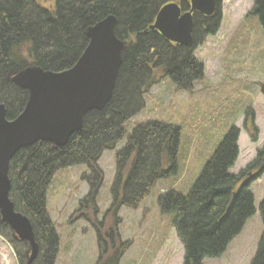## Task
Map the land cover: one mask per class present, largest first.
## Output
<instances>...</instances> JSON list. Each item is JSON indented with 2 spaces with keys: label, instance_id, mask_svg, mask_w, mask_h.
I'll use <instances>...</instances> for the list:
<instances>
[{
  "label": "trees",
  "instance_id": "obj_1",
  "mask_svg": "<svg viewBox=\"0 0 264 264\" xmlns=\"http://www.w3.org/2000/svg\"><path fill=\"white\" fill-rule=\"evenodd\" d=\"M50 1L55 4L53 12L39 0H0V105L6 107L8 121L16 119L28 101L27 91L11 83L12 75L29 66L54 73L73 68L88 45L87 30L111 16L116 18V37L126 43L123 63L107 107L88 113L82 131L66 146L55 149L49 143H39L16 154L10 164V197L16 212L33 225L40 246L33 264H55L61 239L47 211L52 180L62 170L88 167L92 174L85 180L90 183V193L71 221L84 218L98 233L96 264H120L129 243L119 240L117 211L138 208L159 182L176 175L181 141L180 127L170 123L138 124L131 133L126 125L144 108V96L159 76L194 95L195 84L205 72L195 53L218 32L221 6L212 17L195 14L192 43L179 46L148 29L163 6L177 3L189 11L191 0ZM249 16L256 17L264 31V0H254ZM21 48L27 51L28 61L20 54ZM261 88L264 93V85ZM124 138L126 144L116 154L112 209L99 221L95 199L103 175L97 163ZM238 140L239 130L233 125L187 195L170 190L157 199L161 214L173 217L184 248L183 264H204L220 258L256 213L250 184L264 173V145L245 169L234 174ZM259 207L263 232L250 264H264V200ZM0 236L15 251L18 264H26L28 246L14 239L1 222Z\"/></svg>",
  "mask_w": 264,
  "mask_h": 264
},
{
  "label": "rangeland",
  "instance_id": "obj_2",
  "mask_svg": "<svg viewBox=\"0 0 264 264\" xmlns=\"http://www.w3.org/2000/svg\"><path fill=\"white\" fill-rule=\"evenodd\" d=\"M39 1L55 11L53 1ZM219 3V30L195 53L205 72L195 84L194 95L178 90L169 79L159 76L144 96V108L126 125L131 133L138 124L170 123L180 127L181 141L176 175L159 182L138 208L123 207L117 211L119 240L129 243L120 264H183V245L173 226V217L159 210V196L170 190L187 195L233 125L239 130V157L231 172L237 174L245 169L264 145L261 88L264 85V31L258 19L249 16L254 0H219ZM20 50L23 59L28 61L25 48ZM125 144L126 138L115 150L104 152L97 163L103 175L95 199L99 221L112 209L111 190L118 169L116 154ZM91 174L88 167L78 166L58 172L52 180L47 211L61 239L55 264H96L99 260L96 230L84 218L71 221L90 193V183L86 180ZM250 190L255 196V215L224 255L204 264H250L252 261L263 232L259 206L264 200V173L252 181ZM7 244L0 236V264H18L15 251Z\"/></svg>",
  "mask_w": 264,
  "mask_h": 264
},
{
  "label": "water",
  "instance_id": "obj_3",
  "mask_svg": "<svg viewBox=\"0 0 264 264\" xmlns=\"http://www.w3.org/2000/svg\"><path fill=\"white\" fill-rule=\"evenodd\" d=\"M218 5V0H191L189 11L184 12L177 3L167 4L148 30L159 32L169 42L189 46L193 16L212 17ZM116 24L111 16L87 30L88 45L73 68L54 73L29 66L10 78L27 91L28 101L12 121L7 120L6 107L0 105V222L14 239L28 246L26 264L37 260L40 246L30 219L16 212L11 200L10 164L20 150L39 143L63 148L82 131L88 113L107 107L126 48L115 35Z\"/></svg>",
  "mask_w": 264,
  "mask_h": 264
},
{
  "label": "crops",
  "instance_id": "obj_4",
  "mask_svg": "<svg viewBox=\"0 0 264 264\" xmlns=\"http://www.w3.org/2000/svg\"><path fill=\"white\" fill-rule=\"evenodd\" d=\"M8 245V244H7ZM9 246V245H8ZM9 248H10V246H9ZM12 250V249H11Z\"/></svg>",
  "mask_w": 264,
  "mask_h": 264
}]
</instances>
